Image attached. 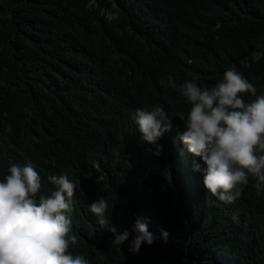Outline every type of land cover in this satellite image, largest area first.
I'll use <instances>...</instances> for the list:
<instances>
[{
	"label": "trees",
	"instance_id": "16d2710c",
	"mask_svg": "<svg viewBox=\"0 0 264 264\" xmlns=\"http://www.w3.org/2000/svg\"><path fill=\"white\" fill-rule=\"evenodd\" d=\"M232 66L264 94V0H0V180L31 162L45 194L50 175L75 181L74 254L90 264H264V194L206 192L179 140L190 106L159 83L211 89ZM154 105L171 125L158 156L133 120ZM98 198L130 232L120 250L88 210ZM137 218L157 239L133 255Z\"/></svg>",
	"mask_w": 264,
	"mask_h": 264
},
{
	"label": "clouds",
	"instance_id": "9594fccd",
	"mask_svg": "<svg viewBox=\"0 0 264 264\" xmlns=\"http://www.w3.org/2000/svg\"><path fill=\"white\" fill-rule=\"evenodd\" d=\"M159 83L162 88L178 90L190 106L179 117L185 127L179 140L183 150L202 161L203 166L193 161V170L202 174L206 192L221 203H232L251 180L257 196L264 194V94L256 95V88L234 66L211 89L195 81L177 84L171 76ZM246 93L255 99L245 102L241 94ZM133 120L140 139L154 145L153 155L158 156L162 146L157 142L170 130L169 113L154 105L151 110L136 109ZM47 179L55 186L50 194L42 191L41 176L29 162L12 163L0 180V264H90L74 254L79 241L71 226L76 182L67 174ZM111 207L98 198L88 210L101 228L108 227L112 233L109 245L120 250L130 232H118L109 225ZM147 225L146 218L136 219L130 254L137 255L142 244L151 245L157 239ZM168 236L160 230L163 242L167 243Z\"/></svg>",
	"mask_w": 264,
	"mask_h": 264
},
{
	"label": "rangeland",
	"instance_id": "374dc122",
	"mask_svg": "<svg viewBox=\"0 0 264 264\" xmlns=\"http://www.w3.org/2000/svg\"><path fill=\"white\" fill-rule=\"evenodd\" d=\"M157 167V166H156Z\"/></svg>",
	"mask_w": 264,
	"mask_h": 264
}]
</instances>
